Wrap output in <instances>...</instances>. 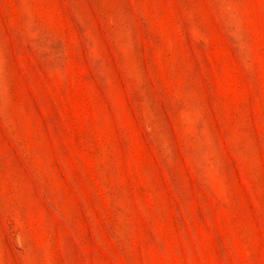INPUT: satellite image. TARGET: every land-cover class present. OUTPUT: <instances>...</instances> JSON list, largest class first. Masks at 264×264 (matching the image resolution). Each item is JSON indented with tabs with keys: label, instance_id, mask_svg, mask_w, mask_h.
Segmentation results:
<instances>
[{
	"label": "rangeland",
	"instance_id": "rangeland-1",
	"mask_svg": "<svg viewBox=\"0 0 264 264\" xmlns=\"http://www.w3.org/2000/svg\"><path fill=\"white\" fill-rule=\"evenodd\" d=\"M0 264H264V0H0Z\"/></svg>",
	"mask_w": 264,
	"mask_h": 264
}]
</instances>
